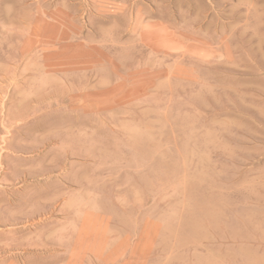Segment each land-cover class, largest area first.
I'll use <instances>...</instances> for the list:
<instances>
[{
    "label": "rangeland",
    "instance_id": "obj_1",
    "mask_svg": "<svg viewBox=\"0 0 264 264\" xmlns=\"http://www.w3.org/2000/svg\"><path fill=\"white\" fill-rule=\"evenodd\" d=\"M0 43V264H264V0H0Z\"/></svg>",
    "mask_w": 264,
    "mask_h": 264
},
{
    "label": "bare ground",
    "instance_id": "obj_2",
    "mask_svg": "<svg viewBox=\"0 0 264 264\" xmlns=\"http://www.w3.org/2000/svg\"><path fill=\"white\" fill-rule=\"evenodd\" d=\"M42 35V31L39 29L38 31H37V35H36V37H40ZM29 41L28 42H26V43H24L23 45V48L20 50L21 51V57H23V59H25V56H26V54H30V49H29V47H31V46H34L35 45V39L32 37V38H29L28 39ZM39 42V41H38ZM38 42L36 43V45L38 44ZM1 44V43H0ZM3 48V47H2ZM15 57H16V55H15ZM7 71V70H6ZM7 74H9V72L7 73ZM1 82V81H0ZM0 89L1 90H3V85L2 84H0ZM43 107V106H42ZM2 108V107H1ZM1 110H3V109H1ZM17 115V114H16ZM16 117V116H15ZM19 117V116H18ZM17 121V120H16ZM16 121H15V118H14V116H9V114H8V122H10V124L12 125V124H16ZM24 123V122H23ZM13 126V125H12ZM2 129V128H1ZM8 137V136H7ZM1 138V137H0ZM3 141H5V137H2L1 138V140H0V150H2L3 149V147H2V143H5V142H3ZM2 151H0V164H2V158H3V156H2ZM28 231V230H27ZM1 241V240H0ZM5 244V243H4Z\"/></svg>",
    "mask_w": 264,
    "mask_h": 264
}]
</instances>
